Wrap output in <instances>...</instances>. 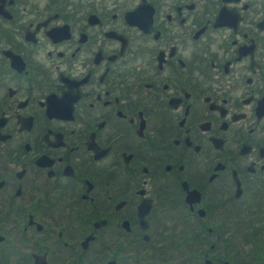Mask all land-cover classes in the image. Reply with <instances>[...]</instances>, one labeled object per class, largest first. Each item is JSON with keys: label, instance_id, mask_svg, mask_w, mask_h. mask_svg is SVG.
Returning a JSON list of instances; mask_svg holds the SVG:
<instances>
[{"label": "flooded vegetation", "instance_id": "1", "mask_svg": "<svg viewBox=\"0 0 264 264\" xmlns=\"http://www.w3.org/2000/svg\"><path fill=\"white\" fill-rule=\"evenodd\" d=\"M181 231L264 264V0H0V264H169Z\"/></svg>", "mask_w": 264, "mask_h": 264}, {"label": "rangeland", "instance_id": "2", "mask_svg": "<svg viewBox=\"0 0 264 264\" xmlns=\"http://www.w3.org/2000/svg\"><path fill=\"white\" fill-rule=\"evenodd\" d=\"M164 234V233H163ZM166 235V234H164ZM171 240L170 237L166 238ZM188 232H179L180 247L177 250H165L157 254L158 258L168 261L169 264H189L190 247L188 246ZM161 261V260H160ZM202 263V262H201ZM198 264V261H195Z\"/></svg>", "mask_w": 264, "mask_h": 264}]
</instances>
